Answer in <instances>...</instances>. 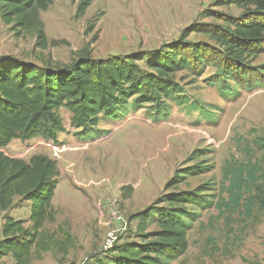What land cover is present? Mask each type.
Masks as SVG:
<instances>
[{"label":"rangeland","instance_id":"obj_1","mask_svg":"<svg viewBox=\"0 0 264 264\" xmlns=\"http://www.w3.org/2000/svg\"><path fill=\"white\" fill-rule=\"evenodd\" d=\"M222 1L95 0L76 19V3L54 0L40 17L47 41L57 46L36 48L33 32L18 36L0 17V61L42 65L50 59L69 65L85 47L97 60L129 56L175 43L185 31L188 41L208 43L190 27L221 25L218 13L231 17L242 13L234 5L220 6ZM254 64H264V54ZM215 72L208 68L200 77L176 74L189 102L181 106L168 102L167 120L153 122L147 108L133 110L130 102L125 112L99 121L98 136L81 137L70 127L69 112L61 109L65 132L57 142L36 136L14 140L3 149L5 155L26 162L34 155L46 156L58 168L51 203L54 219L44 224L43 231L67 251L34 250L30 264H95L111 247L136 242L131 215L165 193L176 171L195 165L206 169L186 176L168 192L208 184L217 205L197 209V220L187 223V252L170 264H264V210L257 204L250 212L243 203L238 209L225 207L234 171L251 163L262 169L259 183L264 181V141L258 142L264 138V88L221 95L205 83ZM255 194L251 187L244 198ZM6 215L30 227L29 202L15 199ZM63 233L71 237L70 244L64 242ZM4 263L11 260L5 258Z\"/></svg>","mask_w":264,"mask_h":264},{"label":"trees","instance_id":"obj_2","mask_svg":"<svg viewBox=\"0 0 264 264\" xmlns=\"http://www.w3.org/2000/svg\"><path fill=\"white\" fill-rule=\"evenodd\" d=\"M53 1L0 0V17L18 36L33 32L35 47L45 50L57 46L47 41L40 17ZM71 1L76 3L74 17L80 19L95 0ZM221 5H234L242 13L237 17L218 13L221 25L190 27L208 43L188 41L185 31L175 43L129 56L97 60L85 47L69 65L53 64L50 59L42 65L0 61V264H5V258L11 260L9 264H30L34 250L67 251L43 231L44 224L54 219L51 203L58 184L57 164L43 155H34L28 162L5 155L3 149L12 141L39 136L57 142L58 135L65 132L61 109L69 112L70 127L81 137L98 136L99 121L125 112L130 102L133 110L147 108L153 122L167 120L171 114L168 102L179 106L189 102L175 79L181 72L200 77L206 69L214 68L216 72L205 83L221 95L264 88V64H254L264 54V0H223ZM261 140L264 138L258 142ZM204 169L195 165L176 171L165 185V193L129 218L136 222L137 241L111 247L95 264H170L184 256L187 223L197 220V209L207 210L217 203L208 184L168 191ZM259 172L262 169L251 163L233 172L226 208L238 209L243 203L247 212L255 204L264 210V181L259 183L263 176ZM251 187L256 194L244 198ZM15 199L30 203V227L6 215ZM62 238L71 243L69 235L63 233Z\"/></svg>","mask_w":264,"mask_h":264}]
</instances>
